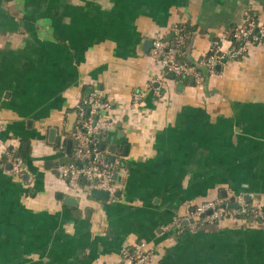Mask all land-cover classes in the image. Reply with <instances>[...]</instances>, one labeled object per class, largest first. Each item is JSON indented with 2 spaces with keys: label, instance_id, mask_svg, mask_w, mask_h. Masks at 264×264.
Instances as JSON below:
<instances>
[{
  "label": "crops",
  "instance_id": "obj_1",
  "mask_svg": "<svg viewBox=\"0 0 264 264\" xmlns=\"http://www.w3.org/2000/svg\"><path fill=\"white\" fill-rule=\"evenodd\" d=\"M247 11L264 22V0H0V264H120L141 242L158 249L153 264H264L262 223L165 230L207 201L264 204V41L202 86L168 78L147 47L186 25V58L200 64L215 42L234 50ZM164 78L157 100L150 84ZM94 89L120 118L102 142L125 166L113 200L72 192L56 173Z\"/></svg>",
  "mask_w": 264,
  "mask_h": 264
},
{
  "label": "built area",
  "instance_id": "obj_2",
  "mask_svg": "<svg viewBox=\"0 0 264 264\" xmlns=\"http://www.w3.org/2000/svg\"><path fill=\"white\" fill-rule=\"evenodd\" d=\"M174 39H157L153 43L151 56L163 68L165 75L173 73L176 77H186L194 80L198 86L205 83L206 76L194 64L182 60L185 53V34L181 25L173 27ZM232 40L235 43L233 51L222 50L219 42H215L200 66L205 69L207 76H215L218 65L239 60L246 57L253 45L264 40V22H260L247 11L233 31ZM150 87L157 100L163 98L167 88V80L153 79ZM143 92L133 96V105L140 107L144 100ZM113 99L105 93L94 89L88 98L78 102L75 107L76 122L71 135L74 141L71 163L61 164L56 173L60 180L67 183L72 192H79L89 196L92 191H104L115 198L118 191V179L125 172L123 159L119 155L111 156L104 151L102 142L106 134L115 129L120 118L115 115ZM6 124L0 118V135L5 131ZM10 172L18 178L27 173V166L23 159L15 153L9 156ZM238 204V208H228V205ZM250 216L251 225L264 224V204L250 209L246 196L237 195L227 200L207 201L195 208L184 218L176 220L165 230L177 228L180 231L187 222L189 229L195 230L202 224H219L225 220L244 219ZM158 257V249L146 242L134 246H127L121 252L120 264H153Z\"/></svg>",
  "mask_w": 264,
  "mask_h": 264
},
{
  "label": "trees",
  "instance_id": "obj_3",
  "mask_svg": "<svg viewBox=\"0 0 264 264\" xmlns=\"http://www.w3.org/2000/svg\"><path fill=\"white\" fill-rule=\"evenodd\" d=\"M181 26L184 28V34H185V39H186V44H185V48L184 49H185V53H186V50L189 48L190 43H191V40H192V29L190 27L186 26V25H181ZM172 39H174V36L172 37ZM185 53L183 54V56H182L181 59L182 60H185L188 64H194V65H196L198 67V69L205 76H207V72L205 71V69L203 67H201L197 62H194L193 60H188L186 58ZM175 79L177 81H183L186 84H189L191 82V80H192L191 78H186V77H181V76H177V77H175ZM68 158L70 159V162L69 163H71V156L68 157ZM247 203H248L250 209L254 208V205H252L249 201H247ZM249 217L250 216L248 215L243 220H247L248 221V219H250ZM239 220H242V218H239Z\"/></svg>",
  "mask_w": 264,
  "mask_h": 264
},
{
  "label": "water",
  "instance_id": "obj_4",
  "mask_svg": "<svg viewBox=\"0 0 264 264\" xmlns=\"http://www.w3.org/2000/svg\"><path fill=\"white\" fill-rule=\"evenodd\" d=\"M150 45L153 46V42H148L147 47ZM175 77L176 76L173 73L168 74V78L174 79ZM192 81L194 82V80H192ZM74 127H75V121H73L69 126V132H71V134H73V132H74ZM71 147H72V141L70 140L68 142V153L71 152ZM90 195H91V197L96 198V199H100V200H108L110 197L109 193L104 192V191H92ZM70 201H72V200H70ZM227 207L228 208H238L239 205L238 204H232V205H228ZM185 224H187V222Z\"/></svg>",
  "mask_w": 264,
  "mask_h": 264
}]
</instances>
